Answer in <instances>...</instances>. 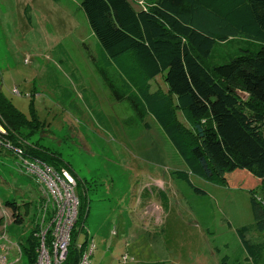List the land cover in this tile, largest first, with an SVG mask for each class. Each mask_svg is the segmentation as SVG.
Here are the masks:
<instances>
[{
    "label": "rangeland",
    "instance_id": "rangeland-1",
    "mask_svg": "<svg viewBox=\"0 0 264 264\" xmlns=\"http://www.w3.org/2000/svg\"><path fill=\"white\" fill-rule=\"evenodd\" d=\"M239 39L228 44L233 54L243 44ZM97 45L84 13L64 0H0V103L36 120V128L23 125L20 136L61 159L68 168L54 169L75 181L78 201L85 195L87 209L82 221L78 212L73 230L79 231L76 246L96 244L91 264H220L224 256L243 261L236 229L252 227L246 239L264 242V233L253 231L250 192L192 178L206 193L200 196L175 180V171L187 170L184 163L152 117L150 130L133 126L129 106L110 99L90 62ZM230 56L216 45L209 63ZM152 87L166 91L163 77ZM159 191L169 198L167 209ZM7 202L19 208L21 225ZM52 211L43 187L0 148V235L21 247L17 264L37 263V250L35 260L28 259V241Z\"/></svg>",
    "mask_w": 264,
    "mask_h": 264
},
{
    "label": "trees",
    "instance_id": "trees-1",
    "mask_svg": "<svg viewBox=\"0 0 264 264\" xmlns=\"http://www.w3.org/2000/svg\"><path fill=\"white\" fill-rule=\"evenodd\" d=\"M64 1L84 13L98 41L97 55L90 62L110 99L129 106L133 126L150 130L147 118L152 117L184 163L187 170L175 171V180L200 196L206 193L192 178L245 187L241 189L250 192L253 231L264 233V206L257 202L264 197V0ZM235 36L243 44L233 54L228 44ZM216 45L226 47L232 56L212 65L209 59ZM159 76L166 91H153ZM0 122L7 131L3 140L23 157L5 151L18 159L23 172L20 158L39 159L57 170L68 168L58 157L22 139L23 125L36 128L37 122L27 120L7 101L0 103ZM158 195L167 209L168 196L162 191ZM81 196L82 221L87 208L85 195ZM6 206L15 224L21 225L19 208L9 202ZM3 224L0 216V228ZM251 228L237 229L246 261L264 264V242L256 245L246 239ZM77 236L78 231L72 234L64 264L77 263ZM33 238L26 253L34 261L39 238L36 234ZM245 262L229 256L220 259V264Z\"/></svg>",
    "mask_w": 264,
    "mask_h": 264
},
{
    "label": "built area",
    "instance_id": "built-area-1",
    "mask_svg": "<svg viewBox=\"0 0 264 264\" xmlns=\"http://www.w3.org/2000/svg\"><path fill=\"white\" fill-rule=\"evenodd\" d=\"M7 131L0 122V148L13 151L18 157H23L18 148H14L3 137ZM26 174L31 175L43 187L53 206L48 219H43L39 238L38 261L36 264H64L71 245L73 230L78 218L80 202L75 195V181L68 172H57L37 159L26 160L20 158ZM264 206V197L257 198ZM78 260L75 264H91V258L96 250V244L91 241L86 245L77 244ZM18 253V254H15ZM16 259L12 260L13 256ZM22 250L18 243L13 242L7 233L0 235V264H17L22 259ZM128 261V255L123 256V262Z\"/></svg>",
    "mask_w": 264,
    "mask_h": 264
},
{
    "label": "crops",
    "instance_id": "crops-1",
    "mask_svg": "<svg viewBox=\"0 0 264 264\" xmlns=\"http://www.w3.org/2000/svg\"><path fill=\"white\" fill-rule=\"evenodd\" d=\"M67 1H69V0H67ZM208 198H209V196H207ZM250 199H251V196H250ZM251 206V205H250ZM252 214V213H251ZM253 217V216H252ZM254 218V217H253ZM240 228H242V226H240ZM240 228H238V229H240ZM229 229H231V228H229ZM236 233H237V229H236ZM249 234H251L250 232H249ZM249 234H246V235H249ZM237 237H238V239H239V241H240V243L236 246V248L238 249V251H239V255H241L243 258H244V262L246 261V252H245V249H244V246H243V244H242V242H241V240H240V236H239V234L237 233ZM247 237V236H246ZM248 240V239H247ZM238 255V256H239ZM130 258V257H129ZM238 259V258H237ZM240 260V259H239ZM241 261V260H240ZM128 262V261H127ZM245 263H247V264H251L250 262H245Z\"/></svg>",
    "mask_w": 264,
    "mask_h": 264
},
{
    "label": "water",
    "instance_id": "water-1",
    "mask_svg": "<svg viewBox=\"0 0 264 264\" xmlns=\"http://www.w3.org/2000/svg\"><path fill=\"white\" fill-rule=\"evenodd\" d=\"M236 93L243 99V100H245L246 98H247V94H245V93H240V92H237L236 91Z\"/></svg>",
    "mask_w": 264,
    "mask_h": 264
},
{
    "label": "bare ground",
    "instance_id": "bare-ground-1",
    "mask_svg": "<svg viewBox=\"0 0 264 264\" xmlns=\"http://www.w3.org/2000/svg\"><path fill=\"white\" fill-rule=\"evenodd\" d=\"M160 149V148H159ZM163 152V151H162ZM161 153V152H160ZM164 153V152H163ZM162 157H164V156H162ZM165 158V157H164ZM147 160V159H146ZM153 162V161H152ZM156 162V161H155ZM152 165V164H151ZM155 166V165H154Z\"/></svg>",
    "mask_w": 264,
    "mask_h": 264
},
{
    "label": "clouds",
    "instance_id": "clouds-1",
    "mask_svg": "<svg viewBox=\"0 0 264 264\" xmlns=\"http://www.w3.org/2000/svg\"><path fill=\"white\" fill-rule=\"evenodd\" d=\"M78 234H79V231H78Z\"/></svg>",
    "mask_w": 264,
    "mask_h": 264
}]
</instances>
